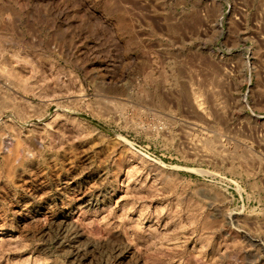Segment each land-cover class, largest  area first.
<instances>
[{"label": "rangeland", "instance_id": "rangeland-1", "mask_svg": "<svg viewBox=\"0 0 264 264\" xmlns=\"http://www.w3.org/2000/svg\"><path fill=\"white\" fill-rule=\"evenodd\" d=\"M0 264H264V0H0Z\"/></svg>", "mask_w": 264, "mask_h": 264}, {"label": "built area", "instance_id": "built-area-1", "mask_svg": "<svg viewBox=\"0 0 264 264\" xmlns=\"http://www.w3.org/2000/svg\"><path fill=\"white\" fill-rule=\"evenodd\" d=\"M251 241H252V242H255L256 245H261V243L258 241V239H254V238H252Z\"/></svg>", "mask_w": 264, "mask_h": 264}]
</instances>
